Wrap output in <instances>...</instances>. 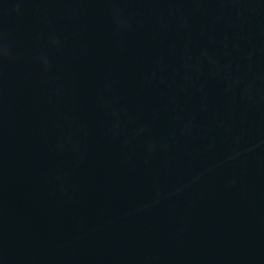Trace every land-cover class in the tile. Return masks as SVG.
I'll use <instances>...</instances> for the list:
<instances>
[{"label":"water","instance_id":"obj_1","mask_svg":"<svg viewBox=\"0 0 264 264\" xmlns=\"http://www.w3.org/2000/svg\"><path fill=\"white\" fill-rule=\"evenodd\" d=\"M243 264H264V219Z\"/></svg>","mask_w":264,"mask_h":264}]
</instances>
